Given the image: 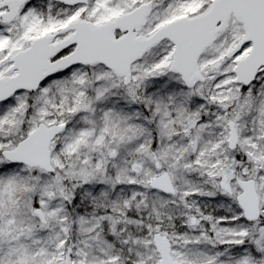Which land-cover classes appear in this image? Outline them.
Here are the masks:
<instances>
[{"label": "snow or ice", "instance_id": "obj_1", "mask_svg": "<svg viewBox=\"0 0 264 264\" xmlns=\"http://www.w3.org/2000/svg\"><path fill=\"white\" fill-rule=\"evenodd\" d=\"M0 264H264V0H0Z\"/></svg>", "mask_w": 264, "mask_h": 264}]
</instances>
